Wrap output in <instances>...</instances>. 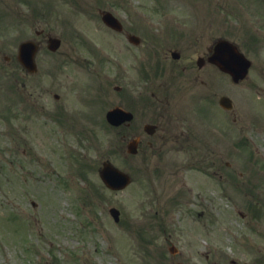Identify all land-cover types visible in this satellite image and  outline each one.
Instances as JSON below:
<instances>
[{
	"label": "flooded vegetation",
	"instance_id": "obj_1",
	"mask_svg": "<svg viewBox=\"0 0 264 264\" xmlns=\"http://www.w3.org/2000/svg\"><path fill=\"white\" fill-rule=\"evenodd\" d=\"M183 1L189 16L185 26L175 17L165 25L157 19V24L146 23L127 8L119 29L107 27L110 52L105 63L102 52L90 44L67 51L65 36L46 24L51 15L48 1L0 0V79L10 86L0 89V128L9 124L13 151L32 139L34 127L42 126L72 133L107 124L121 143L137 140L136 156L143 162H169L172 180L164 192L171 194L174 234L165 239L175 246L172 264H210L211 256L220 253L217 248H187L185 241L195 231L192 225L208 240H216L222 230L216 215L232 202L231 192L245 191L256 201L261 200L256 192L264 189L258 174L245 175L240 163L242 147L250 144L244 132L264 139L251 124H258V117L246 103L250 93L264 96V67L257 66L263 60L264 0ZM30 43L36 47V72L25 66L31 50L21 52ZM228 45L251 62L244 80L220 67L228 58ZM98 64L107 65V80H101L104 67ZM67 66L83 74L77 91H67L65 83L57 81L66 78ZM49 84L61 88H44ZM115 109L132 114V120L110 125L106 113ZM21 119L32 123L31 131L19 128ZM193 206L198 210L192 212Z\"/></svg>",
	"mask_w": 264,
	"mask_h": 264
},
{
	"label": "rangeland",
	"instance_id": "obj_2",
	"mask_svg": "<svg viewBox=\"0 0 264 264\" xmlns=\"http://www.w3.org/2000/svg\"><path fill=\"white\" fill-rule=\"evenodd\" d=\"M79 1L93 7L106 5L123 18L125 7L131 8L134 17L138 15L137 9L148 8L143 16L148 23L153 9L167 13L166 17L160 14L156 18L161 25L174 23L175 17L185 26L189 18L183 0H161L162 3L160 0ZM61 2L59 0L62 6L57 9L60 11L51 18V23L57 34L65 36L67 51L77 44V37L84 32L85 37L94 39L92 44L98 46L97 41L104 45L98 47L106 63L110 52L108 32L95 28V18L81 16L75 21L68 15L69 8L74 9L73 2L66 3L65 9V2ZM173 10L184 16L174 14ZM57 22L61 27L55 25ZM81 52L83 56H90L84 54L85 50ZM262 58L257 64L259 69L264 67V48ZM106 66L98 64L104 67L101 80H107ZM80 75L83 74L68 67L66 78L57 81L65 83L67 91H77L79 81L83 80ZM263 78L260 77L264 85ZM58 85L49 84L44 88H61ZM107 91L111 93L112 88ZM250 94L246 100L247 109L264 118V100ZM67 113L68 117L72 116V112ZM259 122L256 130L263 124ZM31 124L26 125V119H21L18 126L31 131ZM3 128L8 129L7 134L12 132L9 124ZM3 128H0V135L4 134ZM44 128L34 127L32 139L18 145L17 151L10 155V140H0V264H171L169 244L165 240L168 235L162 229V211L172 210L163 209L165 196H169L164 190L172 180L169 162H143L140 157L122 153L126 144H120L115 134L114 139L112 132L101 126L93 132L89 127L72 133L58 126ZM244 134L249 135L248 132ZM259 150L264 152V148ZM107 159L131 173L133 184L129 188L121 192L106 189L99 169ZM112 207L121 213L119 223L109 213ZM219 212L224 229L217 231L221 233L214 246H220V250L239 263L264 264L261 259L264 256V218H257L256 225H252L253 221L241 219L232 206H222ZM165 216L163 228L168 229L166 234H174L173 217ZM247 222L257 233L249 231ZM144 231L149 234L142 233ZM185 243L195 241L188 238ZM187 248L192 247L188 245ZM223 262L230 264L224 259Z\"/></svg>",
	"mask_w": 264,
	"mask_h": 264
},
{
	"label": "water",
	"instance_id": "obj_3",
	"mask_svg": "<svg viewBox=\"0 0 264 264\" xmlns=\"http://www.w3.org/2000/svg\"><path fill=\"white\" fill-rule=\"evenodd\" d=\"M105 20L109 25H114V22L112 19L105 18ZM246 64H242L241 69L238 72V77H244V75L247 73L248 65ZM129 151L131 153H135L133 144L130 146ZM101 177L103 181L106 183V185L113 190L124 189L131 182L129 175L119 171L118 169H116L114 166H112L109 163H106L104 165V169L101 171ZM111 212L113 216L115 217V219L118 221L119 212L116 209L111 210Z\"/></svg>",
	"mask_w": 264,
	"mask_h": 264
}]
</instances>
